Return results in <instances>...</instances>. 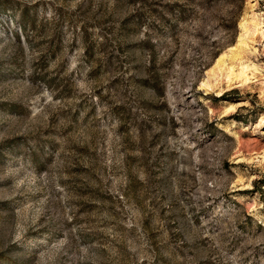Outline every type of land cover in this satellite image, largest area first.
<instances>
[{"label":"rangeland","instance_id":"374dc122","mask_svg":"<svg viewBox=\"0 0 264 264\" xmlns=\"http://www.w3.org/2000/svg\"><path fill=\"white\" fill-rule=\"evenodd\" d=\"M0 264H264V0H0Z\"/></svg>","mask_w":264,"mask_h":264},{"label":"bare ground","instance_id":"6f19581e","mask_svg":"<svg viewBox=\"0 0 264 264\" xmlns=\"http://www.w3.org/2000/svg\"><path fill=\"white\" fill-rule=\"evenodd\" d=\"M222 58H223V57H221V58L217 61V65H220V64H221V62H222ZM212 88H213V86H209V87H208V89H212ZM230 109H231V110H234V106L229 107V108L227 109V111H230Z\"/></svg>","mask_w":264,"mask_h":264}]
</instances>
